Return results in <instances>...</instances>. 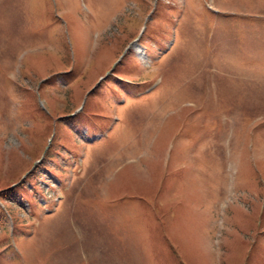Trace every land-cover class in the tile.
Returning a JSON list of instances; mask_svg holds the SVG:
<instances>
[{
  "label": "rangeland",
  "instance_id": "374dc122",
  "mask_svg": "<svg viewBox=\"0 0 264 264\" xmlns=\"http://www.w3.org/2000/svg\"><path fill=\"white\" fill-rule=\"evenodd\" d=\"M0 264H264V0H0Z\"/></svg>",
  "mask_w": 264,
  "mask_h": 264
}]
</instances>
